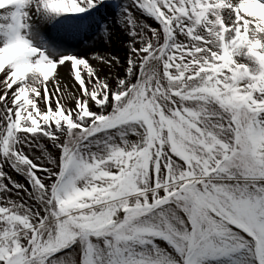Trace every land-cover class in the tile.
Returning a JSON list of instances; mask_svg holds the SVG:
<instances>
[{"label": "snow or ice", "instance_id": "snow-or-ice-1", "mask_svg": "<svg viewBox=\"0 0 264 264\" xmlns=\"http://www.w3.org/2000/svg\"><path fill=\"white\" fill-rule=\"evenodd\" d=\"M0 264H264V0H0Z\"/></svg>", "mask_w": 264, "mask_h": 264}]
</instances>
